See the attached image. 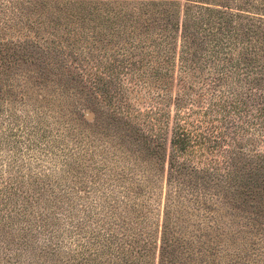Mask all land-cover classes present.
<instances>
[{"label": "trees", "instance_id": "obj_1", "mask_svg": "<svg viewBox=\"0 0 264 264\" xmlns=\"http://www.w3.org/2000/svg\"><path fill=\"white\" fill-rule=\"evenodd\" d=\"M156 1L125 15L106 3L99 25L78 19L43 60L19 55L63 88L88 82L110 128L39 93L41 70H0V264H191L227 248L229 201L264 197V27L235 25L228 6Z\"/></svg>", "mask_w": 264, "mask_h": 264}, {"label": "rangeland", "instance_id": "obj_2", "mask_svg": "<svg viewBox=\"0 0 264 264\" xmlns=\"http://www.w3.org/2000/svg\"><path fill=\"white\" fill-rule=\"evenodd\" d=\"M138 1L148 0H0V11H4V15H0V55L2 53L9 55L5 57V60H2V56H0V70L10 74L14 70H20L21 73L41 70L46 76L37 81L42 84L39 86L41 87L39 93H49L54 96L56 103L58 102L57 105L62 104L65 112L72 111L85 127L95 128L96 131L104 130L106 125L107 128H110L111 121L108 120L110 111L106 108L102 97L90 89L91 86L88 82L69 81L68 85L63 88L64 78L54 73L56 71L46 69L45 62L30 63L29 59L23 63L19 60V55L22 58V53L30 54L33 58L43 60V53L51 54V50L54 48L53 44L57 39L64 38L73 30L77 32L80 29L78 19L84 17L83 25L92 28L104 20L102 17H106L103 13L106 3L111 4L112 9L125 15L127 11L131 10V6L138 9ZM202 2L221 10H224L222 8L225 6L230 7L232 11L229 12L237 15L235 25L240 23L242 27H245L246 24L254 23L264 27V0H202ZM180 3L184 5L185 0H181ZM94 7H99V11H92L91 9ZM86 15H90L91 21L86 18ZM146 20V18L141 20L139 16L138 23ZM5 21H7L8 27L5 26ZM91 28H87L86 31H91ZM99 30L103 31L102 28ZM25 37L32 41L46 39L48 45L41 42L37 47L20 48V52L3 49L4 43L10 41L18 43ZM72 42L70 40L63 43L65 50H69L70 47L66 45ZM14 43H11L12 47ZM102 44L107 49V53L119 50V47L113 46V43L103 42ZM78 50L87 52L88 48L80 47ZM5 51L8 52L5 53ZM11 78H14L12 74ZM44 86L47 88L46 91ZM169 137L167 135V139ZM2 157L5 158V154ZM198 165L203 167L205 164ZM259 195L260 193L257 191L250 190L239 194L235 200L229 201L228 206L222 208L225 220L232 223L227 227L231 241L226 242L227 248L222 242L217 249L214 247L211 250V257L205 255L197 260L192 259L191 264H227L229 259L234 260L233 264H264V197L261 202L258 198ZM154 218L156 221V216ZM250 219L256 226L252 225ZM232 252L239 254L238 257H234Z\"/></svg>", "mask_w": 264, "mask_h": 264}]
</instances>
